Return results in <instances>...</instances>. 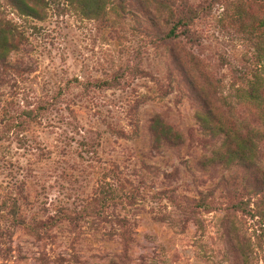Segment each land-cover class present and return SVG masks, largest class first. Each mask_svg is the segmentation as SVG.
Wrapping results in <instances>:
<instances>
[{
    "label": "rangeland",
    "instance_id": "rangeland-1",
    "mask_svg": "<svg viewBox=\"0 0 264 264\" xmlns=\"http://www.w3.org/2000/svg\"><path fill=\"white\" fill-rule=\"evenodd\" d=\"M45 1L37 20L0 0L22 35L0 61V264H264V142L250 170L205 165L221 136L198 120L264 129L242 91L264 0H112L98 18ZM156 117L181 144H155Z\"/></svg>",
    "mask_w": 264,
    "mask_h": 264
},
{
    "label": "trees",
    "instance_id": "trees-1",
    "mask_svg": "<svg viewBox=\"0 0 264 264\" xmlns=\"http://www.w3.org/2000/svg\"><path fill=\"white\" fill-rule=\"evenodd\" d=\"M8 5L21 16L42 20L43 13L48 2L45 0H4ZM112 0H71L72 9L80 11L83 16L98 18L103 12L105 4ZM212 1V0H211ZM74 10V9H73ZM196 11L191 9L183 17L177 21L172 27L168 36L172 40H176L180 36L184 38L190 37V30L185 29L183 33H178V28L184 24L190 26L192 19L196 16ZM188 18V20H187ZM264 22L259 24L261 30ZM21 33L18 28L9 21L0 19V61H7L9 55L17 51L19 48ZM254 59L257 65H254L252 71L253 79L249 80V84L245 92L246 96L257 103H264V42L262 37L255 43ZM105 84V83H103ZM102 85V84H99ZM264 110V107L261 109ZM210 113H198V120L212 138L220 137L221 145L213 152L212 157L207 158L205 165H224L225 167H241L245 170L252 169L257 161L260 144L264 142V129L260 128L248 132H242L238 128L232 129L227 127L225 123H213L210 119ZM152 133L155 144H173L179 145L182 136L170 126L164 124L159 117L153 120ZM225 150V151H224ZM192 209H203L209 211L211 207L205 196L193 200ZM255 205V204H254ZM250 208V206H249ZM194 212V211H193Z\"/></svg>",
    "mask_w": 264,
    "mask_h": 264
}]
</instances>
